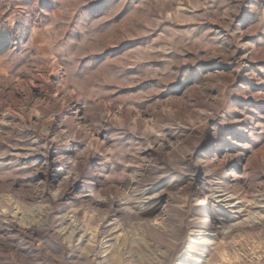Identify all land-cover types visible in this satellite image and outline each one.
Masks as SVG:
<instances>
[{
	"label": "clouds",
	"instance_id": "obj_1",
	"mask_svg": "<svg viewBox=\"0 0 264 264\" xmlns=\"http://www.w3.org/2000/svg\"><path fill=\"white\" fill-rule=\"evenodd\" d=\"M98 2L100 0H0V125L8 129L5 132L0 128V141L7 145L0 150V157L8 155L12 148L21 147L20 141L43 139V143L31 149L32 152L42 151L48 157L40 170L47 171L50 161L53 165H64L68 175L62 184L81 179L85 182V195L96 200L99 197L87 189L95 187V181L101 178L108 162L114 163L117 159L123 162L129 154L138 158L137 153L146 145H156L159 155L153 156L152 160L140 158V165L147 167L152 161L160 160L165 164H153L147 182L143 172L130 174L124 171L104 179V183L113 179L136 182L131 190L137 199L131 204L127 192L120 188L105 198L108 210L114 214L131 212L133 207L155 212L152 205L158 201L154 200L152 193L171 178V174H164L169 164L193 172L197 171L192 168L193 164H213L211 171L227 166L236 173H240L243 167L241 177H227L229 185H234L238 201H243V207L233 206L228 193L214 190L216 196L213 199L222 200L221 207L225 211L213 210L215 222L207 230L215 238L206 245L201 264H213V260L215 264H225L216 255V250L221 239L231 237H235L229 243V248L234 250L231 264H264V168L258 170L249 156L251 147L264 143V122L255 126L254 118H245L239 126L230 125L232 133L224 141L230 154H225L218 162L196 158L202 154L196 146L198 141H191L173 159L164 152V142L177 134L179 121L169 120L157 100V96L178 91L192 73L199 75L204 71L198 63L201 49L215 54L208 44L202 42L207 33L196 39L193 27L178 30L174 25L198 26L211 14L212 5H216L223 9V13L215 15H224L223 21L218 22L230 32L231 43L237 49L246 50L247 55V50H256V44L264 50V0H193L191 3L188 0H104L108 6L106 14L94 9ZM181 9H187L191 15L181 14L177 18ZM196 9L203 11L198 14ZM161 29L167 35L162 34ZM145 41H151L146 49H133V52L153 54L164 62L163 70L149 73L152 79L143 75L121 79L127 74L126 70L134 66L127 62V57H110L130 44ZM158 41L167 43L154 47ZM41 52L46 55L41 57ZM185 52L195 55L185 60ZM228 56L236 62L235 70L239 72L243 57L236 56L235 51L229 52ZM37 66L43 68V77L39 73L33 76ZM17 77H23V80L18 82ZM33 78L39 81L35 91L31 85ZM233 79L229 77L228 83ZM261 84L264 86V82ZM124 85H138L147 90L120 96L119 90ZM245 94L251 95L247 89L240 93ZM132 104L136 107H131ZM141 112L152 119L143 121ZM212 115V112L205 113V119ZM144 123L153 125L151 139L146 131L141 130ZM23 129L31 130L32 135L13 134L12 130ZM164 129L168 132L165 133ZM99 134L104 135L107 144L96 138ZM136 137H143V140L137 141ZM124 143H131L133 147L116 148L117 144ZM92 145H96L95 149ZM96 153L102 159L98 165L100 171L93 172L88 157ZM69 161H74L70 170L67 169ZM8 177L12 181L17 179L11 172L5 173V189L10 187ZM52 179L54 182L55 175ZM33 193L40 198L33 205L37 209L36 215L24 218L23 226L14 233L17 238L14 246L7 243V237L0 239V264H33L38 257L41 258L38 264L44 261L47 264H73L77 255H85L79 252L85 232L92 223L99 227L104 222L105 213L101 212L95 221H78L79 227L65 225V215H50L60 207L58 195L63 192L45 196L43 189L39 192L33 189ZM13 195L19 199L15 190ZM19 210L16 200H9L0 214V221H3L0 228L15 229L21 222L17 216ZM34 232L43 239L51 236L49 247L52 251L37 242L36 236L32 235ZM77 232L80 235L71 240L70 237ZM110 239V232H103L100 239L92 243L88 258L82 264H113L114 249L106 243ZM144 247L158 258L160 264H170L171 248L165 240H150ZM125 255L128 258L124 264H139L135 250H126ZM28 256L32 260H28Z\"/></svg>",
	"mask_w": 264,
	"mask_h": 264
},
{
	"label": "rangeland",
	"instance_id": "obj_2",
	"mask_svg": "<svg viewBox=\"0 0 264 264\" xmlns=\"http://www.w3.org/2000/svg\"><path fill=\"white\" fill-rule=\"evenodd\" d=\"M188 2L191 3L193 0H188ZM94 9L106 14L108 6L105 5L104 0H100L94 5ZM202 11V9H196L198 14ZM215 13H223V9L212 5L211 14L198 26L174 25L178 30L193 27V36L196 39H200L201 36H204V33H207L202 42L208 44L215 54L201 49V59L198 63L203 66L204 71L199 75L192 73L188 82L180 87L178 91L157 96V100L161 103V111L168 114L169 120L179 121L177 134L169 136L164 142V152L169 156H173V159L191 141H198L196 146L202 154L197 155L196 158L207 159L214 163L218 162L225 154H230L224 142L225 138L232 133L230 125L236 124L239 126L243 124L245 118H254L255 126H259L264 122V86L261 84V82H264V50H261L259 44L255 45V51L247 50V55L245 54L246 50L237 49L236 45L231 43L228 29L223 27L221 22H218L223 21L224 15L217 17ZM181 14L184 16L191 15L187 9H181L177 13V18H180ZM161 33L167 35L163 29H161ZM137 39L144 38L138 37ZM150 43L151 41H145V43L130 44L118 51L115 56L110 57L111 59L127 57V62L134 66V68L127 69V74L121 79L127 80L142 75L146 76L147 79H152V76L148 75L149 73L163 70L164 62L159 58H155L153 54L146 51L133 52V49H146ZM165 43L167 41H158L154 47H162ZM232 51H235L236 56L243 57L239 72L235 70L237 68L236 62L231 56H228V53ZM39 55L43 57L46 54L41 52ZM177 55L179 54L177 53ZM194 55L193 52H185L184 59H191ZM36 73L43 77V68L37 66L36 72L33 73L34 77ZM216 73L222 75L212 76ZM250 73H254V75H249ZM229 77H234L231 83H228ZM48 78L51 79V76ZM16 79L19 82L23 80V77H17ZM38 82L37 79H32L33 91L36 90ZM111 87H115V85H111ZM244 89H247L251 95H240ZM146 90V88H141L138 85L131 87L124 85L120 88L119 95L128 96ZM131 107H136V105L132 104ZM108 110L111 112V107ZM207 112H212L213 115L205 119V113ZM0 115H2V111H0ZM140 115L145 122L152 119L147 113L141 112ZM5 119H11V117H5ZM16 119L19 120L20 117L17 116ZM35 119L34 116L33 120ZM0 128H4L5 132L8 131L3 125H0ZM141 130L146 131L150 139L154 135L153 125L150 123H144ZM12 131L13 134L19 136L32 135L29 129ZM164 131L167 133L168 129H164ZM185 137L189 139L186 140ZM96 138L104 140L105 144L108 143L103 134L97 135ZM135 139L142 141L143 137H136ZM20 143L21 147L12 148L8 155L0 157V214H3L4 205L9 200H16L17 207L20 209L17 211V216L21 218V222L16 225L15 229L0 228V239L7 237V243L10 246L16 244L17 238L14 233L23 226L24 218L36 215L37 209L33 205H36L40 198L34 195L33 189L36 192L43 189L45 196L51 193L63 192V195H58L60 207L50 215H65L67 217L64 221L65 225L72 224L79 227L78 221H95L101 212L105 213L104 222H101L99 227L92 223L89 230L85 232L79 248V252L85 253V255H77L73 264H82V261L88 258L87 252L92 243L99 240L105 231L110 232L111 235V239L106 243L114 249L112 254L113 264H124V261L128 258L125 255L126 250H135L139 258V264H160L158 258L151 255L144 247L150 240H165L169 243L171 248L170 264H201L206 245L210 239L215 238L212 232L207 230L215 222L213 210L225 211L221 207L224 202L219 198L213 199L216 196L214 190L219 189L224 193H228L233 206L243 207V201H238L235 195L234 185H229L227 179L231 175L241 177L243 167L240 173H236L227 166L217 171H211L213 164H193L192 168L197 169L193 172L188 168L183 170L178 167L173 168L169 164L167 172L164 174H171V178L156 192L152 193L154 200L158 201V204L152 205L156 208L155 212L140 211L139 208L133 207L131 212L114 214L108 210L105 198L117 188H120L127 192V195L131 198L128 203L131 204V201L137 199L131 190L135 187L136 182L113 179L108 183H104V179L109 176H116L124 171L130 174L132 172H143L147 182L153 164H165V161L160 160L152 161V164L147 165V167L140 165V158L152 160L153 156L159 155L156 145L150 147L146 145L137 153L138 158L134 159L129 154L123 162L119 159L114 163L108 162L101 178L95 181V187L87 189L88 192H92L99 197V199L93 200L90 196L85 195V190H83L85 182L83 180L76 179L71 183L62 184V181L68 175V172L64 170V165H53L50 161L47 171L40 170L48 157L42 151L32 152L31 149L43 143V139L39 141L34 139L20 141ZM236 143L239 145L240 142L237 141ZM6 147L7 145L0 141V150ZM95 147L96 145H92L93 149ZM132 147L131 143L116 145L117 149H130ZM207 153H210V155H203ZM249 156L258 170L264 168V143L251 147ZM101 159L99 153L88 157V163L93 172L100 171L98 165ZM73 163L74 161H69L68 170L71 169ZM13 169L16 171L13 172ZM10 172L17 179L12 181L11 177H8L7 183L10 187L5 189V173ZM26 173L32 174L26 175ZM53 175H55L54 182ZM14 190L19 195V199L13 195ZM0 223H3V221H0ZM32 235L36 236L37 242H42L48 251H52V248L49 247L51 236L43 239L35 232ZM79 235L80 233L77 232L70 239L74 240ZM240 235H243V233H240ZM230 240L234 241L235 237H231L229 240L221 239L219 242L220 247L216 250V255L225 264H231L233 259L234 250L229 248ZM253 242L258 243L256 240H253ZM149 247L151 246L149 245ZM55 254L53 252V255ZM27 259L32 260V257L28 256ZM40 259L38 257L33 264H38ZM97 259L101 258L97 257ZM43 264H47V261H44ZM213 264H215V260H213Z\"/></svg>",
	"mask_w": 264,
	"mask_h": 264
}]
</instances>
